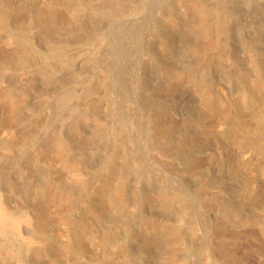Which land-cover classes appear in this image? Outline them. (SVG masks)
I'll return each instance as SVG.
<instances>
[{
  "label": "rangeland",
  "instance_id": "374dc122",
  "mask_svg": "<svg viewBox=\"0 0 264 264\" xmlns=\"http://www.w3.org/2000/svg\"><path fill=\"white\" fill-rule=\"evenodd\" d=\"M0 264H264V0H0Z\"/></svg>",
  "mask_w": 264,
  "mask_h": 264
}]
</instances>
